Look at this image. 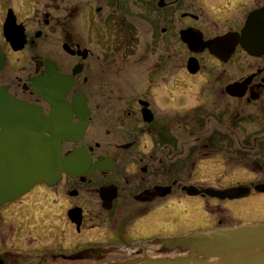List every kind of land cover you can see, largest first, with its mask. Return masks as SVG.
Listing matches in <instances>:
<instances>
[{
	"label": "flooded vegetation",
	"instance_id": "flooded-vegetation-1",
	"mask_svg": "<svg viewBox=\"0 0 264 264\" xmlns=\"http://www.w3.org/2000/svg\"><path fill=\"white\" fill-rule=\"evenodd\" d=\"M0 6V117L41 110L70 168L0 203V264L202 255L170 240L264 223V0Z\"/></svg>",
	"mask_w": 264,
	"mask_h": 264
},
{
	"label": "water",
	"instance_id": "water-1",
	"mask_svg": "<svg viewBox=\"0 0 264 264\" xmlns=\"http://www.w3.org/2000/svg\"><path fill=\"white\" fill-rule=\"evenodd\" d=\"M262 16L263 11L256 12L248 25ZM244 34L251 35L250 28ZM262 34L260 32V36ZM3 64L1 57L0 68ZM9 102L18 113L26 110L27 116L16 121L0 117V203L27 192L36 183L56 180L62 171H70L67 161H62L59 145L45 138L41 110H35L23 102L10 99ZM68 160L72 161V157ZM170 242L183 246L193 245L194 250L198 249L202 255L193 251L186 256L145 257L108 264H264V223L209 231ZM87 253L90 252H80L73 258H84Z\"/></svg>",
	"mask_w": 264,
	"mask_h": 264
},
{
	"label": "rangeland",
	"instance_id": "rangeland-1",
	"mask_svg": "<svg viewBox=\"0 0 264 264\" xmlns=\"http://www.w3.org/2000/svg\"><path fill=\"white\" fill-rule=\"evenodd\" d=\"M0 8H1V6H0ZM167 76V75H166ZM168 77V76H167Z\"/></svg>",
	"mask_w": 264,
	"mask_h": 264
}]
</instances>
